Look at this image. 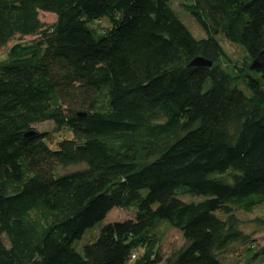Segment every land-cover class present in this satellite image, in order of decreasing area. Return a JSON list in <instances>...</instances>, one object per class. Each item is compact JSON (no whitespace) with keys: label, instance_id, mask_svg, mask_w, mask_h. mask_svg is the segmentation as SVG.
<instances>
[{"label":"trees","instance_id":"1","mask_svg":"<svg viewBox=\"0 0 264 264\" xmlns=\"http://www.w3.org/2000/svg\"><path fill=\"white\" fill-rule=\"evenodd\" d=\"M170 1L0 0V50L21 41L0 63V264H225L232 245L251 252L237 214L264 203V63L249 70L264 52V0H184L199 40ZM103 18L104 32L89 27ZM219 33L246 53L232 69L248 96L223 68ZM197 57L212 67H189ZM46 122L68 130L57 150L33 128ZM112 209L133 218L77 253ZM158 220L185 242L165 261ZM255 258L264 264V246Z\"/></svg>","mask_w":264,"mask_h":264},{"label":"rangeland","instance_id":"2","mask_svg":"<svg viewBox=\"0 0 264 264\" xmlns=\"http://www.w3.org/2000/svg\"><path fill=\"white\" fill-rule=\"evenodd\" d=\"M186 1V0H185ZM184 0H171V8L176 13L182 24L185 26V28L190 32L193 38L199 40L204 39L205 34L203 30L200 28V26L195 22V20L190 16L189 13H187L182 7L181 3L185 2ZM39 19L44 24L50 25L55 21V17L51 14L47 13H39ZM89 27L94 30L96 33L104 32L109 27V22L106 18H103L98 21H93L89 24ZM215 39L219 42L220 46L224 50V52L227 54V57L231 60L232 66L226 68L223 65V68L228 71L231 75L239 77L238 82V88L243 91L244 94L247 96L249 95L248 89L244 85V81L239 75L240 73L236 69H232L233 65H240L239 62H243L246 60V53L242 47L239 45L231 44L227 42L222 33H219L217 36H215ZM30 38H25L22 42H28L30 41ZM21 42L19 39H15L9 44H7L6 47L0 50V63H7V53L10 47L15 44ZM229 64V63H228ZM209 85V82L205 85L204 89L206 90ZM105 100V97L103 95L100 97V102L102 103ZM34 130L39 133L47 132L50 136L48 140H46L47 145L53 149H58V143H60L62 140L66 139L68 134L67 129H64L62 132H55V126L51 122H46L43 124L35 125ZM84 167L82 165L78 166H69V167H58L55 171V174L57 176L66 175L69 173H73L75 171L81 170ZM145 191L142 192L143 195H145ZM202 200V197H190L186 196L182 199V201L185 202H199ZM238 217L242 221L241 229L243 232L250 236V242L251 246V252L247 251V247L245 245H232L228 249V253L222 257V261L225 264H248V260L250 259V256L253 255L260 247L264 246V225H257L254 220L264 219V203L257 208L253 209L250 214L246 213H239L237 214ZM133 218V212L130 210H123V209H112L106 217L99 223L95 224L93 227L88 228L84 231L83 235L79 240H76L73 242L72 247L73 249L81 254L82 248L85 245H88L92 243L98 236L99 231L102 226L114 223V222H123L129 219ZM158 226V228H157ZM157 228V229H155ZM158 230V231H157ZM152 233L156 234L159 238L162 237V241L159 245L160 253L162 254V257L164 261L167 258H171L173 254H175L179 249H181L185 242L180 234V232L171 227L168 222L164 220H158L155 222L154 228L151 230ZM249 242V243H250ZM255 262L253 264H259L258 259H254Z\"/></svg>","mask_w":264,"mask_h":264},{"label":"water","instance_id":"3","mask_svg":"<svg viewBox=\"0 0 264 264\" xmlns=\"http://www.w3.org/2000/svg\"><path fill=\"white\" fill-rule=\"evenodd\" d=\"M264 63V52H261L251 63L249 66L250 71L259 70ZM213 63L211 61L205 60L202 57H197L191 61L189 67H200V68H211ZM79 117L81 115H78ZM84 116V115H83Z\"/></svg>","mask_w":264,"mask_h":264},{"label":"built area","instance_id":"4","mask_svg":"<svg viewBox=\"0 0 264 264\" xmlns=\"http://www.w3.org/2000/svg\"><path fill=\"white\" fill-rule=\"evenodd\" d=\"M134 256H132V258H133Z\"/></svg>","mask_w":264,"mask_h":264}]
</instances>
